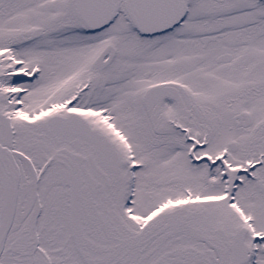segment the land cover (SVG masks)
Here are the masks:
<instances>
[{
  "label": "snow or ice",
  "instance_id": "obj_1",
  "mask_svg": "<svg viewBox=\"0 0 264 264\" xmlns=\"http://www.w3.org/2000/svg\"><path fill=\"white\" fill-rule=\"evenodd\" d=\"M0 264H264V0H0Z\"/></svg>",
  "mask_w": 264,
  "mask_h": 264
}]
</instances>
